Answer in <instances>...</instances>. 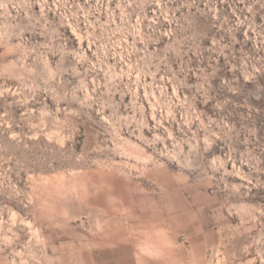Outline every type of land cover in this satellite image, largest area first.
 <instances>
[{"label": "rangeland", "instance_id": "374dc122", "mask_svg": "<svg viewBox=\"0 0 264 264\" xmlns=\"http://www.w3.org/2000/svg\"><path fill=\"white\" fill-rule=\"evenodd\" d=\"M0 264H264V0H0Z\"/></svg>", "mask_w": 264, "mask_h": 264}, {"label": "bare ground", "instance_id": "6f19581e", "mask_svg": "<svg viewBox=\"0 0 264 264\" xmlns=\"http://www.w3.org/2000/svg\"><path fill=\"white\" fill-rule=\"evenodd\" d=\"M166 244H167V247H169V248H172L173 247V243H172V241L170 240H168L167 242H166Z\"/></svg>", "mask_w": 264, "mask_h": 264}, {"label": "crops", "instance_id": "0c3cea01", "mask_svg": "<svg viewBox=\"0 0 264 264\" xmlns=\"http://www.w3.org/2000/svg\"><path fill=\"white\" fill-rule=\"evenodd\" d=\"M150 245V244H149ZM162 249H159V254L163 255L164 253L160 252ZM166 255H169L168 253H166Z\"/></svg>", "mask_w": 264, "mask_h": 264}]
</instances>
